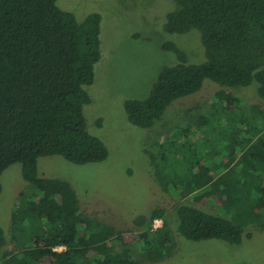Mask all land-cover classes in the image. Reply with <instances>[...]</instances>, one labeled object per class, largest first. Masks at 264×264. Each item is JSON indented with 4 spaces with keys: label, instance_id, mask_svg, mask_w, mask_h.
<instances>
[{
    "label": "trees",
    "instance_id": "obj_1",
    "mask_svg": "<svg viewBox=\"0 0 264 264\" xmlns=\"http://www.w3.org/2000/svg\"><path fill=\"white\" fill-rule=\"evenodd\" d=\"M56 1L0 0V178L20 164L26 184L8 229L0 226V264H141L112 226L82 213L66 181L37 174L42 157L74 165L108 157L83 113L100 56L101 17L93 13L79 22ZM171 1L175 9L164 31H194L204 55L192 61L166 43L175 61L159 71L144 100L125 101L128 121L150 129L204 81L219 90L206 108L184 112L192 124L145 151L158 186L176 202L170 218L155 208L134 221L148 263L170 258L176 235L238 245L251 236L248 228L264 229V107L228 94L252 87L264 100V0ZM181 194L187 202L179 201ZM203 200L216 202L215 210L198 206ZM155 220L162 226L154 231Z\"/></svg>",
    "mask_w": 264,
    "mask_h": 264
},
{
    "label": "rangeland",
    "instance_id": "obj_2",
    "mask_svg": "<svg viewBox=\"0 0 264 264\" xmlns=\"http://www.w3.org/2000/svg\"><path fill=\"white\" fill-rule=\"evenodd\" d=\"M56 5L79 22L93 13L101 17L100 56L93 82L85 88L89 102L83 113L88 132L104 143L108 157L100 163L86 165H74L57 155L42 157L37 160L38 177L66 181L75 192L82 213L112 226L126 242L130 255L141 264H264V229L248 228L246 233L251 236L243 238L238 245L218 240L190 242L176 235L173 255L157 263L146 261L137 241L141 230L134 221L138 217L147 216L155 208H164L170 218L176 203L174 196L166 195L158 186L145 151L154 148L162 137H170L175 129L192 124L194 120L184 112L195 106L206 108L219 90L216 84L204 81L198 93L172 104L162 120L150 129L138 128L128 121L125 101L144 100L159 71L175 61V56L163 49L166 43L172 42L192 61L204 55L194 31L173 36L164 31L167 17L175 9L173 2L57 0ZM203 60L204 57L198 63ZM246 89L228 94L264 107V100L260 102L253 95L254 89ZM208 149L213 148L209 145ZM0 184V226L7 230L11 209L26 186L21 165L8 167L1 175ZM180 200L188 201L183 194ZM197 205L213 211L216 202L214 205L203 200ZM258 208L259 205L255 207ZM154 224L159 229L162 221ZM116 245L121 249L118 242Z\"/></svg>",
    "mask_w": 264,
    "mask_h": 264
},
{
    "label": "built area",
    "instance_id": "obj_3",
    "mask_svg": "<svg viewBox=\"0 0 264 264\" xmlns=\"http://www.w3.org/2000/svg\"><path fill=\"white\" fill-rule=\"evenodd\" d=\"M156 221H159V220H155L154 222H156ZM154 222H153V224H154ZM157 227H159V226H157L156 224H154V226H153V229L154 230H156L157 229ZM60 249H62L63 250V248L62 247H60V248H56V249H54V251H59Z\"/></svg>",
    "mask_w": 264,
    "mask_h": 264
}]
</instances>
